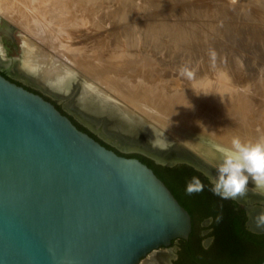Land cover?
I'll return each instance as SVG.
<instances>
[{"label":"water","instance_id":"obj_1","mask_svg":"<svg viewBox=\"0 0 264 264\" xmlns=\"http://www.w3.org/2000/svg\"><path fill=\"white\" fill-rule=\"evenodd\" d=\"M73 99L0 61V264H264V188L221 199L205 155L121 136Z\"/></svg>","mask_w":264,"mask_h":264},{"label":"rangeland","instance_id":"obj_2","mask_svg":"<svg viewBox=\"0 0 264 264\" xmlns=\"http://www.w3.org/2000/svg\"><path fill=\"white\" fill-rule=\"evenodd\" d=\"M62 2L64 4L61 3L63 5L61 9L59 2H56L55 6L58 5L57 13L61 12L60 17L64 21L60 20L61 22L58 21L56 24L57 19H52L49 26L53 27L51 30L56 31L62 43L83 51L82 54L87 58L100 56L99 54L109 56L110 58H105V64L111 66L113 72L118 73L120 69V73L123 72L127 77L138 78L143 70L141 77L146 78L144 80L147 83H151L152 80L153 84L162 87L166 92L184 93L197 90L199 97H203L206 92L207 97L215 98L214 94L217 96L218 91L212 87V90L208 89L205 85L218 82L225 77V84L228 81V87L231 89H228L230 97L225 98L226 108L236 107L238 111L245 109L248 113L246 119L256 122L257 111L264 107V0H62ZM39 18L42 22L51 21L50 16L44 17L47 19L45 21L42 17ZM6 24L14 27L10 33L5 30ZM28 39L33 42L36 40L8 19L6 14L0 13V46L3 51L0 59L3 58V63H6L8 56H13L16 62L22 61ZM36 42L34 43L48 52L51 58L58 59L56 62H65L58 51L43 42L37 40ZM210 50L217 53L214 63L209 56ZM117 53L128 57L127 59L133 55L136 57L133 56L134 59L142 57L139 60L144 67L141 64L137 65L138 73L134 72L135 64L131 62V64L128 62V65L125 62L122 66L117 64L120 67L117 65L116 67V62L114 64L112 62ZM142 59L147 60L143 63ZM89 60L88 63L95 62L94 59ZM67 63L63 65L67 66L69 64ZM68 66L73 69L81 83L91 85L97 92L106 93L105 95L112 100L131 104L128 106L141 123L125 124L123 122L125 120L110 109H100L101 107L98 108L93 103L81 99L82 93H78V99H73L75 107L81 105L76 108L79 110L88 108L97 118L111 122L115 130H122L116 132L121 136L144 138L145 143H148L155 136L148 128L154 126L153 128L162 133L171 145L190 150L186 145L187 140L185 141L182 135L183 131L179 132L182 141L171 137L172 133L163 126L164 124L155 122L147 114L156 115L163 121L169 118L166 119L158 112H149L145 108L143 110L142 107L139 108L138 105L116 95L115 91L105 88V85L90 77L77 65ZM182 66L189 67L193 75L181 76L179 70ZM144 71L145 75L148 74L147 77ZM137 74L140 76H136ZM151 75L156 78L151 79L153 78ZM56 96L71 97V90L67 94L58 93ZM243 100L248 104L252 102L249 105L254 110L247 109L249 105L248 107L244 103L243 105ZM168 122H171L170 119ZM255 131L257 132L256 128ZM150 256L153 257L154 253H150Z\"/></svg>","mask_w":264,"mask_h":264},{"label":"bare ground","instance_id":"obj_3","mask_svg":"<svg viewBox=\"0 0 264 264\" xmlns=\"http://www.w3.org/2000/svg\"><path fill=\"white\" fill-rule=\"evenodd\" d=\"M56 2H59V9H61V7H63L61 4L63 3L62 0H0V13L6 14L8 19H10L15 25H19L25 33L30 35V37H33L37 41L48 45L51 49L58 51L60 56L65 59L66 63L68 62L69 64L77 65V67L89 74L90 77L105 85V88L115 91L114 93H116V95L118 94L132 104L134 103V105H138L139 108L142 107L143 110L148 109L149 112H158L160 115L165 116L166 119L169 118L172 123L168 122L169 119H165L166 121H163L156 115L150 116L147 114L155 122L162 123V125L164 124L163 126L167 127L172 133L171 137L173 136L182 141V138L179 137L181 136V133L179 132L183 131L182 135L185 137L184 140L186 139L187 143L189 142L188 144L186 143L190 149L189 151L192 153H202L217 165L221 162L223 151L230 147L231 139L234 136H239L241 139L246 141L255 140L264 136V107L259 109L260 111L256 108L258 110L256 119L258 120L259 126L257 124V120L254 122V120L248 121V119H246L248 113L245 109L238 111L236 110V107L226 108L225 98L231 93L228 92L230 86L228 87V81L225 84V77H222L224 78L222 79L220 76V81L209 84L207 83L208 85L204 84L208 87V89H211L212 87V89L214 88L215 91H218L217 96L214 94L215 98L211 96L207 97L206 92L203 97H199L197 95V90L196 92L190 91L184 93L166 92L162 87L153 84L152 80L151 83H147V81L144 80L146 78L141 77L143 74V70L141 69V76L139 74L136 75H139L140 77H127L123 72L120 73V69L119 72L116 73L112 71L113 69L111 70V66L107 65V63L105 64V61L109 56L99 54L100 56L87 58V56L82 54L83 51L81 52L79 49L71 48L62 43L59 40L60 37L55 33L56 31L54 32L51 30L53 27H49L52 19H57L55 20V23L57 22L56 24H58V21H64L62 20V17H60L61 12L60 14L57 13L58 5L56 4L55 6ZM65 5L67 4L65 3ZM57 14L59 15L57 16ZM47 16H50L51 18L49 23H46L47 21L45 20L47 19L44 18ZM39 17H42V20L45 22L40 21ZM36 40L34 42H36ZM34 42L28 39L23 60L16 62L15 59L17 69L22 74L35 78L44 88L50 89V93L55 95L58 93L67 94L70 92L71 86H78V93H82L80 95L81 99L93 103V105L98 108L101 107L100 109H110L113 113H117L120 117H122L123 120H125L123 121L125 124L128 122L135 123L137 125L140 124L139 122H136L137 118L134 116V111L130 108V106H128L129 103L125 104V102H122L124 104L123 105L121 101L119 102L116 99H110L107 95H105L106 93L104 94L92 89L91 85L81 83L77 80L76 73L73 69H70L68 63L66 66L63 65L65 63L64 61L61 63L56 62L58 59L56 60V58H51L48 52H45L44 49L38 47V44H36L37 42ZM1 51L2 49L0 46V56L3 52ZM111 54L110 56L112 57L113 54ZM133 56L135 57V55ZM133 56H130L132 59H127L128 57L126 58L122 56V54H118L115 55L112 63L114 64V62H116L115 66L117 64L122 66L125 62L127 65L128 62H131L133 65L135 64V68L133 69H136L138 67L137 65L140 64L144 67V64L140 61V58H142L140 57L141 55L139 54L140 58L138 57L140 60L134 59ZM103 58L106 59L104 60ZM2 59H0V61H2ZM89 59H94L93 61L95 62L92 64L88 63V61H90ZM143 60L144 59H142V61ZM110 61L112 60L110 59ZM145 61H143V63ZM127 70L129 69L127 68ZM138 70L139 69L133 71L138 73ZM145 73L146 72L144 71V75ZM145 76L147 77L148 74ZM133 77H135V74ZM154 78L156 77L154 76L151 79ZM153 82L156 83L155 81ZM93 93L95 95H93ZM245 101H247V99ZM243 103L246 107H248V105L252 102L249 104L247 103L246 105L243 100L242 104ZM239 104L241 105V103ZM79 106L81 107V105H76L78 108ZM251 107L252 106L249 105L247 109L252 110ZM253 122L254 124H252ZM153 127L154 126H152V128L147 127L150 132L155 134V136L150 139L152 140L151 142L157 144L158 147L171 145L165 136L162 133L157 132V130ZM255 128L257 129V132L255 131ZM249 182H252V180L250 179ZM141 263L156 264L154 256H150L147 262H139L138 264Z\"/></svg>","mask_w":264,"mask_h":264},{"label":"clouds","instance_id":"obj_4","mask_svg":"<svg viewBox=\"0 0 264 264\" xmlns=\"http://www.w3.org/2000/svg\"><path fill=\"white\" fill-rule=\"evenodd\" d=\"M210 59L214 63L217 53L210 50ZM181 76L191 77L192 70L182 66ZM209 190L225 200L243 199L248 192L251 179L257 188H264V136L255 140H243L239 136L231 139L230 147L223 151L221 162L215 168V175L207 174ZM200 176H192L187 182L185 192L193 195L204 190ZM257 228L264 229V211L251 218Z\"/></svg>","mask_w":264,"mask_h":264}]
</instances>
